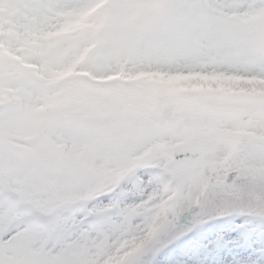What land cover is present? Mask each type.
Segmentation results:
<instances>
[{
    "label": "snow or ice",
    "instance_id": "snow-or-ice-1",
    "mask_svg": "<svg viewBox=\"0 0 264 264\" xmlns=\"http://www.w3.org/2000/svg\"><path fill=\"white\" fill-rule=\"evenodd\" d=\"M0 264H264V0H0Z\"/></svg>",
    "mask_w": 264,
    "mask_h": 264
}]
</instances>
